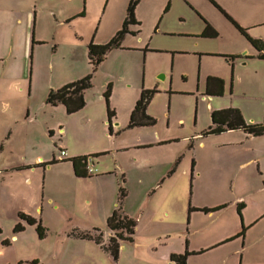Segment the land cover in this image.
I'll use <instances>...</instances> for the list:
<instances>
[{"label":"rangeland","instance_id":"1","mask_svg":"<svg viewBox=\"0 0 264 264\" xmlns=\"http://www.w3.org/2000/svg\"><path fill=\"white\" fill-rule=\"evenodd\" d=\"M192 1L196 5L202 4L200 8L204 14L217 23L219 16L213 8L200 0ZM246 1L250 3L245 11L249 18H264V0ZM151 2L156 3V0ZM158 2L161 9L165 7L163 12L166 11L168 2ZM79 3L83 6V0H0L2 8L21 10L27 20L30 17L34 20L35 17L37 28L34 25V33L36 31L44 42L36 46L35 62L34 56L32 61L34 84L38 85L31 105L29 101L27 103L32 107V115L37 114L30 123L32 130L27 133L20 131L27 126L22 123L26 113L24 110L21 114L17 100L10 101L5 109L0 108V145L6 142L10 129H13L14 137L0 153V168L21 163V159L27 156L34 159L41 154L49 162L54 157L57 161L48 168L46 165L24 174L2 175L0 172V264H14L18 260H21V264L27 261L30 263L25 264H116L114 258L95 242L68 238L71 233L52 228V225L59 224V220L47 215L48 208L56 212V207L61 206L77 216L74 221L86 223L96 207L101 205L84 204L81 193L99 189L106 191V198L114 194L110 185L101 189L92 179L83 180L85 183L82 185H76L69 179L66 166H72L59 163L60 134L55 129L56 136L53 138L47 131L49 127L64 125L67 126L69 141L76 142L83 151L103 148L109 145L110 137L108 128L102 132L101 119L95 115L87 122L83 114L70 116L66 111L47 112L44 110L46 103L41 102L44 98L41 92L52 80L62 81L65 78L63 81H66L70 79L67 77L74 78L78 71L87 76L92 73L88 66L87 46L90 42L106 44L115 36L117 28L122 29L129 0H88V5L84 1L87 13L79 22L82 29L77 35L70 26L58 27L54 17L69 13ZM180 3L171 12L173 23H176L175 30L191 31L195 35L159 33L157 19L149 18L150 21L142 26L139 37H130L126 46L110 52L107 61L96 72L93 88L86 95L91 100L101 101L107 118L105 96L111 86V107L114 111L119 110V122L124 123L126 119L129 121L132 113V110L128 111V101L135 105L143 90H156L157 94L149 106V114L156 120V125L139 129H128L127 125L118 142L130 144L137 138L150 143H154L156 138L168 142L122 154V163L127 167L134 166L132 155L148 158L150 162L143 167L144 173L147 171L145 177L151 179L165 174L163 179H166L162 186L155 188L149 181L142 185L126 181L125 187L132 203H139L143 195L148 194L140 227V231L145 233L146 230L148 233L144 234L146 238L141 246L124 242L117 264H158L157 258L169 256L171 259L173 255H178L175 254L177 252L189 254L190 257L194 255L193 252L185 253L190 231L194 247L216 246V243L236 237L243 229V213L240 216L239 212L241 203L249 205L247 220L255 213L264 211V192L249 196L260 186V182H264V174L260 171L264 169V135L251 138L244 132L232 130L205 138L195 135L198 132L202 135L208 130L214 110L238 109L250 123L264 124V61L245 59V52L253 53L254 48L227 17L226 20L234 28L218 24L220 31L217 29L219 33L216 38H198L197 33L204 32L205 21L187 3ZM235 9L240 15L239 7ZM242 11L244 15V9ZM32 28L28 26L27 30L32 32ZM261 34H264V26L256 28L252 36ZM79 42L83 44L86 55L80 52L81 45H76ZM206 50L215 52V55L200 56L199 52ZM230 56L235 58L231 61L227 59ZM209 77L227 81L223 97L206 95ZM18 107L21 113L17 112ZM19 115L21 125H16L13 118L16 120ZM15 129H18L16 135ZM75 133L93 138L89 141L75 139ZM255 154L262 159L260 168L255 162L249 163ZM136 175L137 172L134 177ZM241 197L246 201L240 200ZM251 199L259 205L254 207L256 210L252 207L256 203L253 204ZM223 205L228 207L222 212L203 213L204 209ZM42 212L47 219L46 224L41 220ZM20 214L32 216L41 222L45 237L41 238L36 227L23 221ZM182 224L186 226L187 233L180 236L176 229ZM243 224L247 225L244 219ZM18 225H22L24 230L17 233L15 228ZM14 233L21 238L9 248L5 243L11 240ZM59 238H65V243L62 244ZM242 246V238L235 239L202 257L192 256L190 264H239ZM155 247H159L155 251L157 254L154 253ZM172 251L174 253L171 255ZM245 262L264 263V238L246 249Z\"/></svg>","mask_w":264,"mask_h":264},{"label":"crops","instance_id":"2","mask_svg":"<svg viewBox=\"0 0 264 264\" xmlns=\"http://www.w3.org/2000/svg\"><path fill=\"white\" fill-rule=\"evenodd\" d=\"M84 1H87V5H88V0H83V6L79 3V5L77 4L76 7L74 9H72L69 13H66L65 15H61V16L55 15L54 18H55L56 25L58 27H63V26L69 27L70 26V28H73L74 31L77 32L76 34L79 35L81 33V29H82L79 22L84 19V17L86 16V13H87V7H86V4H84ZM163 1L164 2L166 1V3L168 2V4L166 5L167 10L164 12H163V9H165V7L163 9H161L162 6L158 2V0H156V3L151 2V0H140L139 4L136 7V15H135V18H136L138 24L130 25L129 29H130L131 34H128L125 36V39L122 43V47H119V48H123L124 46H126L127 45L126 41H128V39L130 37H135V36L139 37V34L142 31L141 30L142 26L146 25V23L148 21H150L149 18L150 19L154 18V20L157 19V31L159 33L163 32L166 34H170L171 36L176 35V33H178V34H183V33L185 34L186 33V35L188 34L190 37L195 35L196 33L193 34V33H191V31L177 32L175 30L176 23H173V19L171 17L172 16L171 12L172 13L174 12L173 10L175 9V6L178 5L180 2H182L183 4L187 3V5H189L190 8L194 9V11H195L194 13H196V15L201 14L203 20L206 23V24L204 23V25H205L204 32L206 30L207 25H211L212 28H214L216 31H217V29L220 31V29L218 28V26H219L218 24H220V26L224 25V27H227V28L233 27V25L228 20H226L227 16L222 12V11H224L240 27L246 29L248 31L249 35L251 36V38L264 41V34H261L258 36L257 35L252 36L253 31L256 28L264 26V18H259L258 20H257V17H255L254 19L249 18V16L246 15L245 11L249 9L250 3L247 4L248 1H246V0L245 1L244 0H200V1H202V3L204 2L205 4H208L206 6H208L209 8H213L215 10V11L213 10L214 13L217 16H219L217 18L218 19L217 23L214 22L213 20H211L210 18H208V16L206 14H204L202 8H200L202 4L196 5L192 0H163ZM129 3H130V0H129ZM128 6H129V4H128ZM238 7H239L240 15L238 14V12L235 9ZM243 9H244V15L242 14ZM127 14H128V8H127ZM127 14H125V17L123 19L122 28H123L124 22L126 20ZM36 21L37 20H35V17H34V20L32 19V17H30L27 20V18L24 16V13H22L21 10H10V9H7L6 7L5 8L0 7V108L2 107L5 109L7 107V104L10 101L17 100L19 102V107L21 106L20 108L22 109V113L19 112V109H20L19 107L17 109V112L23 114V112L25 110V113H26L22 123L24 125H27V126L29 125V127L23 126L21 128L20 131L25 132V133L30 132L32 130V128L30 127V123L34 120V117L37 116V114H33L35 116L32 115V113H31L32 107L30 106L31 100L33 98V94L37 92V88H38V85L35 86V84H34L35 73H34L32 61H33V56H34L33 62H35L36 46L41 45L44 42H43L42 38L38 37V35L36 34V31L34 33V29L37 28ZM181 21H184V18H181ZM144 22H145V24H144ZM34 25H35V28H34ZM28 26L30 28H32V26H33L32 32L30 29H29V31L27 30ZM120 30H122V29L117 28L115 31L117 33ZM204 32L203 31L200 32L201 34L197 33L198 35H196V36H198V38H202V39H214V38H204L202 36V33H204ZM132 33H134V34H132ZM190 34H193V35H190ZM199 34H200V36H199ZM58 35H59V33L57 34V36ZM90 43H89V45H90ZM76 45L77 46L81 45L80 46V52H83V54L86 55V51H85V49H83V46H82L83 44H81V42H79ZM88 46H87L88 66L92 70V67L89 63L90 59H89V53H88ZM110 52H109V54H110ZM199 53H200V56H202V57H211L212 55H215L214 54L215 52H211L209 50H206L203 52L201 51ZM216 53H218V52H216ZM218 54H220V53H218ZM84 55H83V57H84ZM108 55L106 57L105 62L107 61ZM245 59H251V60L257 59V60L264 61V59H261L259 57V53L255 48H254L253 53L245 52ZM105 62H103V63H105ZM103 63H101V65ZM245 64H247V63H245ZM101 65L99 66V68L101 67ZM99 68H98V70H99ZM85 76H87V74H80V71H78L77 74L75 73L73 75L74 78L67 77L70 79H67L66 81H63V80H65V78L62 81L59 80V81L54 82L52 80V82L49 85H46L41 92L42 98L44 95V98H43V100H41V102L46 103V105H44V107H45L44 110L47 112H49L50 110H53V113H55L56 111L60 112V113L67 111V109L64 105H58V106L54 107V105L48 104L46 101L48 94H50L51 90H53V89L58 90L61 87H63L65 84H68L70 82L73 83V82H75L81 78H84ZM95 77H96V74H95ZM95 77H94V79H95ZM209 78H211V77H209ZM209 78H208V80H209ZM215 78H218V77H215ZM218 79H220V78H218ZM208 80H207V82H208ZM221 80H223V79H221ZM207 82H206V85H207ZM224 82H225L224 83V94H225L227 81H224ZM88 91H86V93L84 95L85 100H86L85 107L81 111H78L74 114H77V113L83 114L84 116L87 117V122H90L91 118H93V116L97 115L101 119L102 132H104L106 130V128H108V134H109L108 136L110 137V138L108 137L109 141H110L108 146L103 147V148L98 147L95 149L91 148V149H88L87 151H83L81 149V147L76 145V142L71 143L69 141V139L67 137L68 136L67 126L60 125L57 128L52 126V127L47 128V131L49 132L51 137L55 138V136H56L55 129H57V131L61 137V140H60L61 145H60L59 151L61 152L62 150H65L67 152V159H65L63 161L59 160V163H66V164H70L72 166V164L68 160H71L73 158L80 157V156H85V157L86 156H94L93 163L95 164V167L98 169L97 175L92 176V177H87V178L77 177V175L74 172L73 166L72 167L66 166L67 167L66 168L67 175H68L69 179H72L76 185H82L85 183L84 182L85 180L92 179V180H94L93 183L97 187H99V185H100L101 189L105 185H108V186L110 185V187H111L110 189L112 190V192L114 191V194H113V197L108 196L106 198V197H104L106 191L102 192L99 189H94V190H90V191L84 190V192L81 193V198H83L84 204H87V205L94 204L96 206L97 205L96 203H100V205H101L99 207L97 206L99 208L98 210L96 207V210L92 213V215L89 217V221H87L86 223L74 221V220H77V216L72 211H69L66 208L62 209L61 206L56 207V212L51 207L48 208L47 215L49 218H52V219L57 218L59 220V222H58L59 224H57L56 226L52 225V228L55 227L54 228L55 230H59L58 232H62L61 229L66 230L67 233H73V231L80 230L81 228H83V230H84V231L80 230L82 232H94L96 229H99V231H101L104 234L105 241H107L110 237V232L107 228L108 218L112 214L113 210L117 209V207H118V198H116V197L117 196L119 197L120 187L122 186V184L124 183V186H125V183L127 181L128 183L132 182V183H137L139 185H142V184H145L146 181H149V184H151L153 186L152 188H155L157 186H159V187L162 186L165 183V179H166V178L163 179V177L166 176L165 174H163L160 177L158 176V177L151 178V179H149L148 176L145 177L147 171L144 173L143 167H144V164H147L148 162H150L148 158H144L143 156L132 155L131 162L134 164V166L133 167H127L126 165H124L122 163V161H123L122 160V157H123L122 154H124L128 150L134 149L137 151L138 149L153 147V146H156L157 144H161V143L167 142V141H165V140L163 141L159 138H156L155 141H153L154 143H150V142H146L143 138L142 139L137 138L136 140H133L132 143H130V144H125V145L120 144V142H118V141L121 139V132L123 129H125L127 127V125L129 126L130 119H129V121H128V119H126V121L124 123L119 122V115H118L119 110L116 109L114 111L111 107V104H110L111 110L114 111V113H115V116L112 118V128H111L110 121L108 118V113H107V118H106L105 114H104L105 111H104V108L102 107L101 101L100 100L94 101V100L89 99L86 96V95H88ZM214 97H217V96H214ZM217 98H220V97H217ZM28 101H29L30 105H27ZM131 104H132V101L129 100L127 103V107H128V111L130 110V112H131V110H132V112H133L136 104L135 105L134 104L131 105ZM28 107H30V108L28 109ZM41 108H42V106H41ZM107 111H108V109H107ZM130 112H128V113H130ZM212 113H213V111H212ZM74 114H72V115H74ZM147 114L150 115L149 114V107H148V113ZM20 115L16 118V120H15V117L13 118L14 124H16V125L20 124L21 125ZM68 115H70V114H68ZM72 115H70V116H72ZM130 116H131V113H130ZM246 121L249 122V120H247V119H246ZM250 124H257V123H250ZM211 125H212V122H211ZM211 125H210V127H211ZM210 127L208 128V130L210 129ZM139 128H145V127H139ZM139 128H135V129H139ZM12 130L13 129L9 130L7 138H6V142L4 144L2 142V144L0 145V153L6 149L7 143H9L11 140H13L14 137H12V135H13ZM14 131H15L14 134L16 135L18 129H15ZM204 132H206V131H204ZM204 132L202 133V135L200 132L196 133L195 135L198 137L200 136L201 138H203V137L205 138L206 136H203ZM229 132H231V130ZM232 132H237V131H232ZM241 132H243V131H241ZM224 133H226V132H224ZM224 133H222V134H224ZM75 134L76 135L73 136L75 139L79 138V139H82L85 141H89L93 138L92 136H88L85 134L84 135H81L79 133H75ZM244 134H246V133H244ZM246 135H248L251 138H257V137L250 136L249 134H246ZM209 136H212V135H209ZM216 136H219V135H216ZM104 137H106V135H104ZM258 137H260V136H258ZM230 143L231 142H228L227 144H230ZM54 159L56 160L55 157H54ZM21 160H22L21 163L16 162V163H13L10 165L8 164L4 168L1 167L0 168L1 174L2 175H6V174H10V173L24 174V173L31 171V170L36 171V169H38L40 167V165L46 164L47 162H49V160H47L46 157L43 156L42 154L38 155L34 159L27 156L25 158H22ZM253 162L257 163L259 168H260V165H262L261 157L256 156V154L250 160L249 163H253ZM50 166L48 165L47 168ZM71 168H72V171H71ZM260 171L262 172V174H264V169H260ZM135 172H137V175L134 177ZM161 179H162V181H161ZM29 182H30V180H29ZM118 189H119V193H118ZM261 192H264V182H260V186L257 187L253 192H251V194L249 196H255ZM147 195L148 194L145 193V195H143V197L141 198L140 202L136 204V203H132V201L130 200V198L128 197V194H127V197H126L124 204H123V210L122 211L126 215L132 217V219L137 221V227L135 229L134 242L133 243L130 242L134 246L143 245L144 244V238H146L144 236V234L148 233V231H146V230H144L145 233L140 231L141 221L143 220V211L145 209L144 203L147 199L146 198ZM116 199H117V201H116ZM241 199L244 200L243 197H241L240 200ZM251 200H252L253 204L257 202L253 199H251ZM244 201H246V200H244ZM50 203L51 204L53 203L51 199H50ZM223 206H225V207L219 211L203 212V213L204 214H213V213L215 214V213L222 212L223 210H225L228 207V205H223ZM255 206L259 207L258 203H256V205L252 206L253 209ZM248 209H249V205L246 204L243 206V210H242L243 214L242 215H243L244 223H246L247 225L245 226L243 224V219H242V216L240 214L243 229L241 230V232L236 237H234L230 240L228 239L226 241L220 242L219 244L216 243L217 244L216 246L209 245V246H200V247L196 248L193 246L194 242H193L192 237H191L192 231H190L189 237L187 240V245L185 247V253L193 252V254L196 257H202V256L206 255L207 253L211 252L212 250L217 249L220 246H223L227 243H231L235 239L242 238L243 246H242V248H240V263L239 264H248L245 262L246 249L249 246L256 244L258 241H260L261 239L264 238V211L262 210L260 213L257 211L259 214L255 213L256 215L254 214L253 217H249L247 220L246 214H248ZM192 210L193 209L191 207L190 212H192ZM254 210H256V209H254ZM56 213H59V214H56ZM41 218H42L41 219L42 222H44L46 224L47 219L45 217L44 212H42ZM50 221H52V220L50 219ZM48 227H50V226L48 225ZM185 228H186V226L184 227V225L182 224L179 229H176V232L180 236H182V235L187 233V232L185 233ZM27 229L28 228L25 227L26 231H27ZM243 230H245V231H244V235L242 236L241 233ZM187 236H188V234H187ZM20 238H21L20 236H17L14 233L13 236L11 237V240H9V239L7 240V242L9 243V244H7L8 247L12 248L15 243L19 242ZM68 238H73V237L68 236ZM59 239L61 240L62 244H64L66 241L65 238L64 239L59 238ZM73 239H79V238L74 237ZM60 240L58 241V243L60 242ZM79 240H82V239H79ZM82 241H87L90 243L95 242L92 240H82ZM126 242H128V241H126ZM123 243H121V247H120V256L122 254L121 251H122ZM158 248L155 247L154 253H155V251L158 250ZM173 253L174 252L172 251L171 255ZM155 254H157V253H155ZM175 254L183 256V254L180 252L179 253L177 252ZM194 255H190V257H188L186 264L191 263L192 256H194ZM118 261H119V259H118ZM118 261L116 262V264L118 263ZM156 261L158 262V264H176L175 262H172V258L170 259L169 256L159 257V258H157ZM25 263H30V261H27ZM8 264H11V263L9 262ZM14 264H21V260L14 262ZM251 264H264V263L257 262V263H251Z\"/></svg>","mask_w":264,"mask_h":264},{"label":"trees","instance_id":"3","mask_svg":"<svg viewBox=\"0 0 264 264\" xmlns=\"http://www.w3.org/2000/svg\"><path fill=\"white\" fill-rule=\"evenodd\" d=\"M140 0H130L128 6V14L126 20L124 22L122 30L118 31L115 36L107 43V44H95L91 42L88 46V53L90 59V65L92 67V73L84 78H81L73 83H68L61 87L58 90H51L50 94L47 96V103L54 105V107L58 105H64L67 109V113L72 115L78 111H81L85 105V93L93 87V79L95 74L101 65V63L105 62L107 55L110 51L115 48L122 47V43L125 39V36L131 34L130 25L138 24L135 15H136V7L139 4ZM215 4V3H214ZM216 5V4H215ZM227 18L235 25V27L242 33V35L251 43V45L258 51L259 57L264 59V41L256 40L251 38L248 31L242 27H240L229 15H227L224 11H222ZM134 34V33H132ZM204 38H215L218 36V32L212 28L211 25H207L206 30L202 33ZM235 56L227 57L229 60H233ZM224 81L215 77L209 78L206 85V95L210 97H222L224 95ZM112 93V87L109 86L108 91L106 92V102L108 108V118L110 121V126L112 128V118L115 116L114 111L111 110L110 107V96ZM157 94V91L154 90H143L141 97L136 103V106L131 113L130 123L128 128H139V127H153L156 125V120L148 115V107ZM243 113L238 109H225L221 111H213L211 115L212 125L210 129L204 132L203 136L209 135H220L227 131H243L246 134H249L253 137H258L264 135V124H250L243 117ZM88 160V156H80L68 160L74 169L77 177H92L88 176L85 168L86 162ZM63 161V160H60ZM57 161L55 159L51 160V162L42 164L40 167L46 165H54ZM127 189L124 186V183L120 187V194L118 197V207L113 210L112 214L108 218V230L110 232V237L107 241H105L104 234L96 229L94 232H82L80 230H75L71 233L72 237L79 238L82 240H92L95 241L96 244L101 246L108 254H110L116 263L118 259H120V247L123 242H134L135 229L137 227V221L132 219V217L126 215L123 210V204L127 197ZM243 204L239 207V212L242 214ZM225 206H220L217 208H207L204 209V212H216L223 209ZM20 218L23 221H26L29 225H34L36 230L41 238L45 237V228L42 226L41 222H38L34 219V217L20 214ZM24 230L22 225H18L15 228V232H21ZM246 230V229H245ZM242 231L241 235H244V231ZM0 228V233H1ZM5 244H9L6 242ZM189 254H185L183 256L173 255L172 262L176 264H186L188 260ZM32 264H35L32 262Z\"/></svg>","mask_w":264,"mask_h":264},{"label":"built area","instance_id":"4","mask_svg":"<svg viewBox=\"0 0 264 264\" xmlns=\"http://www.w3.org/2000/svg\"><path fill=\"white\" fill-rule=\"evenodd\" d=\"M67 159V152L65 150H62L60 152V160ZM94 156H88V160L86 162V168L85 171L88 176H95L98 174V169L95 167V164L93 163Z\"/></svg>","mask_w":264,"mask_h":264}]
</instances>
